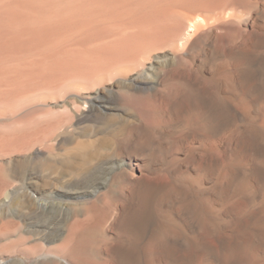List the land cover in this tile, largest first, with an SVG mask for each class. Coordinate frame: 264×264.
<instances>
[{
	"label": "bare ground",
	"instance_id": "1",
	"mask_svg": "<svg viewBox=\"0 0 264 264\" xmlns=\"http://www.w3.org/2000/svg\"><path fill=\"white\" fill-rule=\"evenodd\" d=\"M257 10L264 18V1L0 0V33L12 44L0 50V105L6 86L60 96L59 117L33 139L8 146L0 136V236L10 241L0 251L36 264H264V123L245 107L260 101L264 115V33L240 26L249 20L254 29ZM221 31L240 46L256 33L262 50L248 43L209 83L214 51L204 69L184 55ZM157 45L170 57L145 60ZM212 92L229 96L210 100ZM99 117L115 123L98 127ZM193 133L205 148L187 140ZM17 160L38 173L12 179ZM177 161L187 169H168ZM100 169H111V180L92 178ZM41 179L46 192L32 188ZM77 199L85 200L69 201ZM44 210L57 213L35 223Z\"/></svg>",
	"mask_w": 264,
	"mask_h": 264
},
{
	"label": "rangeland",
	"instance_id": "2",
	"mask_svg": "<svg viewBox=\"0 0 264 264\" xmlns=\"http://www.w3.org/2000/svg\"><path fill=\"white\" fill-rule=\"evenodd\" d=\"M132 1H139V0H132ZM249 1H258V0H244L245 3L249 2ZM263 1L264 0H262V1L260 0V2H263ZM140 2H145V4L148 2V5H149V0H140ZM259 10H260V8H259ZM259 10H257L258 13L253 12V13H255V17L258 16V18L256 17L258 20L256 21V26H254V29H251L253 27L250 26L249 20L244 21V23L243 24L241 23V25H240L243 28V30L241 28V30L243 32L245 31L246 33H250L251 30L258 32V29L262 28L261 30L259 29V31H262L264 33V29H263L264 28V18L260 16L262 14H261V11H259ZM189 25H190V23H188V26ZM200 33H201V30L196 32V36ZM219 34H220L219 36L221 38L219 37V39L217 40L218 42L217 41L216 42L211 41V42L203 45V47L201 49H198V48L194 49V52H193L194 55H192L191 51H190V53H188V55H184L186 57V60H187L185 62V64H188V65L199 64L198 66H200L201 68L204 69L207 67V64H208V60L206 58L208 51H210V52H212V50L214 51V54H212V56H211V60H212L211 64L215 66V69L213 70V73H211V75H209V79H211V80H209V83L210 82L214 83L219 78H221L223 75H227V73H229V71L232 70L233 66H231V63H232L231 54H233L235 52H239L240 49H244L247 45H249L248 43H250V45H251L254 40L257 42L259 41L257 39L258 37L256 35H254L256 33H253V34L251 33V35L249 34L248 36H250V38L252 37L251 40H253V41H251L249 38L248 40H246L247 42L245 43L247 45L240 46L238 39H235V37H234V33L230 32V31H221ZM0 37H1L0 38V41H1L0 42V50H7L10 47H12L11 43L5 45L4 33L2 34V32H1ZM262 39L264 41V38H262ZM248 41H250V42H248ZM255 41H254L255 44L253 43V45H251V46L249 45L247 47L248 48L251 47L250 49H252V50L254 49L255 51L262 50L261 43H257ZM226 42H228V43H226ZM16 45L18 47L24 46V44L18 43V42H16ZM255 46H257L258 48H256ZM168 50H169V47L165 48V47H163V45L162 46L157 45L154 47L151 46V49H149L148 52H145L142 55V57H144V59L148 61L151 59L153 60L155 55L159 54L160 57H162L164 59H168L170 57V54H169L170 51H168ZM240 52H241V50H240ZM241 54L242 53H240V55ZM195 58H197V59H195ZM208 66H209V64H208ZM175 75L180 76V73L175 72ZM185 79L187 80V82H185V83L194 82L190 76H189V78L185 76ZM1 91L7 98H9L7 104L0 105V136L4 135V136L9 138L10 141L8 143V146H16V145H19L21 142L30 141L31 139H33V137H35L36 128L43 126L47 121L50 120V118L55 119V118L59 117V115H60L59 108L55 104L57 96L56 97L51 96L49 91L42 88V87L38 89V88H36V86H30V85L24 84V85H19V86H15V87L14 86L2 87ZM29 93H30V95H29ZM39 93H40V95H39ZM26 95H27V97H24ZM105 95L109 96V93H105ZM217 95L219 96V93H216V92L213 93L212 92L211 95H209V97H212V98H210V100L215 99L214 97H216L218 100L221 97H228L229 96V95L223 94V95H220L218 97ZM29 96H30V98H29ZM47 96H49V97H47ZM110 96H112L115 99L117 107L121 108L122 110L126 108V105L122 101H120V99L118 98L119 97L118 93L117 94H110ZM59 97H57V98H59ZM230 97H231V95H230ZM104 101H106L105 98H104ZM105 103L106 102H103V105H105ZM249 103H250V101H249ZM48 104H49V106H47ZM260 104H261V102L258 101L257 103L251 102L250 104H246V106H245L246 109L248 110L249 114L252 116V120L254 119L255 121H257L256 122L257 124H259V122H260V124L264 123V115L261 114L262 116H260L259 115L260 111L258 112V110L260 109ZM251 106L254 108H252ZM256 108H257V110H256ZM169 117L170 118H168V119H171V118L176 119V115L173 113L171 114V112L169 114ZM99 118L97 119L98 124L96 123V125H98V127L99 126L100 127L105 126L104 128H109L108 125H111L112 122H113V124L115 123V120L114 121L108 120V119H104L103 117H99ZM236 126H237L236 124H233L229 127L227 126L228 132H231L233 128L234 129L236 128ZM178 129H180V128H178ZM263 137H264V135H263ZM187 140L192 141L193 146L198 147L197 149L205 148L202 139L199 138L197 136V134H194V133L190 134V136H189V138H187ZM234 146L235 145H230L227 148V150L230 152L235 151L234 149L236 146L235 147ZM3 147H5V146L1 145L0 149ZM186 156L187 155L181 153V156H179L180 158L178 161L186 159L187 158ZM190 160H193L194 163H196V164L198 162V161H195L196 159L194 160V158L190 159ZM178 161L176 163L172 162L171 165H168V166H170V167H168V169L175 170V171L177 170L178 173L183 172V170H186L187 168L181 167V164L178 163ZM15 163L17 164L16 165L17 167L14 165L10 169H8V172L10 170L9 173L13 174V175L11 174L13 176V177H11L12 179L20 180L21 178L27 176L28 174H33V172L38 173L36 171V169H34L35 165H33V167H31L32 165L26 164L27 166L24 165L25 167H23V166H21V164L19 165V160L15 161ZM18 165L21 166L19 168L20 170L18 169ZM38 169H39V167H37V170ZM15 170H17V171H15ZM99 171L96 172V174H94V176L92 178L96 179V177L98 176L99 179L98 178L97 179L99 180V182H104V183L111 180V169H107V170L100 169ZM41 182L39 184V188L33 187V184H32V188L34 190H43L44 192H46L45 190H48L51 186L49 184L45 183L44 180H42V179H41ZM21 198L24 199L23 194H19L17 196V199L19 201L22 200ZM58 199H59V201L63 200L62 198H58ZM84 200L85 199H77V200H69V201L74 202V203H80ZM30 203H29V207H31L33 209L34 204L32 202H30ZM4 209L5 208L3 206L0 207V213H1L0 214V221L4 216L2 214L5 211ZM52 212H54V213H52ZM56 213H57V210H53V211H49V212L47 210H44L42 214H39V216H36L35 218L33 217V220L35 221V223H38V224L43 223L44 224L50 220H53L52 214L55 215ZM5 238L6 237H4V236H0V246H3L6 242H10L7 238L6 239ZM1 259H5V260H13V259L15 260L16 259V261L19 262V264H22V261H20V260H24L26 262V264H36L38 258L34 257L32 255L26 256L20 252L19 253H10V252L0 251V260ZM16 264H18V263H16Z\"/></svg>",
	"mask_w": 264,
	"mask_h": 264
}]
</instances>
